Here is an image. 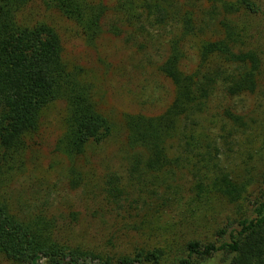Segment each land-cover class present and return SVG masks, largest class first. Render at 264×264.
Here are the masks:
<instances>
[{
	"label": "trees",
	"instance_id": "obj_1",
	"mask_svg": "<svg viewBox=\"0 0 264 264\" xmlns=\"http://www.w3.org/2000/svg\"><path fill=\"white\" fill-rule=\"evenodd\" d=\"M32 1L0 0V254L25 264H159L169 257L165 264H264V151L241 161L238 172L227 170L222 162L248 123L230 107L222 109L216 131L203 118L215 93L234 98L253 94L258 86L262 59L247 47L248 35L235 21L242 12H256L254 4L112 0L109 7L95 0H37L72 21L90 46L103 32L108 11L120 16L108 31L123 33L120 21L131 29L125 42L133 43L146 26L173 29L168 54L157 67L171 82L173 99L157 115H123L129 151L123 158L124 173L103 175L98 188L104 201L121 210L125 206V213L118 214L131 233L156 234L157 242L111 253L59 240L56 226L44 218L12 214L4 195L23 166L28 140L49 103L60 100L65 105L54 150L70 160L81 158L91 143L103 141L112 130L84 69L63 58L55 28L19 19ZM209 24L215 28L213 38L201 36ZM190 38L199 40L195 64L187 68L183 60H189L185 42ZM68 172L71 187L85 186L77 170L71 166ZM187 176L190 199L202 209L221 201L234 207L237 218L217 230L216 242L160 241L157 222L183 206L182 179ZM131 215L136 218L132 224Z\"/></svg>",
	"mask_w": 264,
	"mask_h": 264
},
{
	"label": "rangeland",
	"instance_id": "obj_2",
	"mask_svg": "<svg viewBox=\"0 0 264 264\" xmlns=\"http://www.w3.org/2000/svg\"><path fill=\"white\" fill-rule=\"evenodd\" d=\"M95 1L112 6V0ZM250 1L256 12H242L235 21L243 26L248 35L247 47L256 50L262 59L258 86L253 94L234 98L215 93L206 116L203 115L212 131L218 129L224 107H230L244 116L248 127L236 134L237 141L235 138L232 143L236 146L222 162L227 170L236 172L241 161L251 156L255 158L262 153L260 151H264V0ZM117 17L120 18L113 12L106 13L102 20L103 32L90 46L84 42L72 21L39 1L30 2L20 11V20L29 24L44 22L55 28L62 40L63 58L84 69L86 79L93 85L99 109L112 122V130L103 141L91 143L81 158L70 160L54 150L55 142L63 131L65 105L60 100L49 103L40 113L37 131L28 140L23 166L4 194L10 212L17 217L29 220L42 217L56 226L59 240L111 253L126 251L134 246L150 247L157 242L156 234L148 235L141 231L131 233L125 220L118 214L125 213V206L122 210L117 209L104 201L98 190L103 175L124 173V159L129 151L123 115H157L173 99L171 82L157 71L158 65L168 54V40L172 38L173 29L146 26V33L137 34L133 43L125 42L124 36L131 31L129 26L120 21L118 25L123 33L119 35L107 30L110 24L118 22ZM214 31V26L209 24L201 36L213 38L216 36ZM198 40L190 38L185 42L189 60H183V64L187 68L195 64ZM71 166L78 171L85 186L73 188L69 185L68 169ZM188 179V176L182 179L181 209L163 216L157 222L163 230L160 241L174 237L180 242L190 238L216 242L217 230L223 228L227 221L237 218L234 207L221 201L209 209H202L193 198L190 199ZM85 188L88 191L93 188L94 191L90 193ZM261 188L264 189V185ZM185 202L188 203L187 208ZM247 202L244 201L245 204ZM131 217L130 224L136 220L134 216ZM169 258L159 264L167 263ZM0 264L25 263L9 260L0 254Z\"/></svg>",
	"mask_w": 264,
	"mask_h": 264
}]
</instances>
